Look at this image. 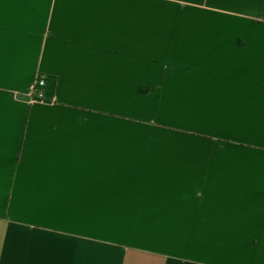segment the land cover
<instances>
[{
  "label": "crops",
  "instance_id": "obj_1",
  "mask_svg": "<svg viewBox=\"0 0 264 264\" xmlns=\"http://www.w3.org/2000/svg\"><path fill=\"white\" fill-rule=\"evenodd\" d=\"M0 264H264V0H0Z\"/></svg>",
  "mask_w": 264,
  "mask_h": 264
},
{
  "label": "built area",
  "instance_id": "obj_2",
  "mask_svg": "<svg viewBox=\"0 0 264 264\" xmlns=\"http://www.w3.org/2000/svg\"><path fill=\"white\" fill-rule=\"evenodd\" d=\"M43 86V79H37L34 85V93H35V97L38 101L42 100V93H41V89Z\"/></svg>",
  "mask_w": 264,
  "mask_h": 264
}]
</instances>
